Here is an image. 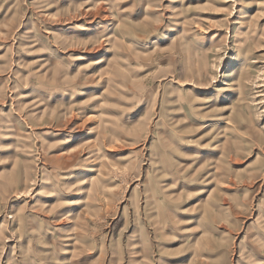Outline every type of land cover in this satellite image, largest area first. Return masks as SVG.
<instances>
[{"label": "rangeland", "instance_id": "rangeland-1", "mask_svg": "<svg viewBox=\"0 0 264 264\" xmlns=\"http://www.w3.org/2000/svg\"><path fill=\"white\" fill-rule=\"evenodd\" d=\"M0 264H264V0H0Z\"/></svg>", "mask_w": 264, "mask_h": 264}]
</instances>
